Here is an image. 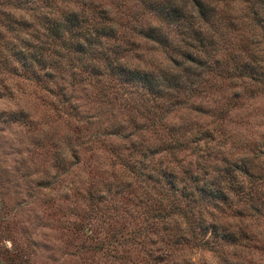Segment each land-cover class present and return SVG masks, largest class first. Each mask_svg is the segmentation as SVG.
<instances>
[{
    "label": "clouds",
    "instance_id": "1",
    "mask_svg": "<svg viewBox=\"0 0 264 264\" xmlns=\"http://www.w3.org/2000/svg\"><path fill=\"white\" fill-rule=\"evenodd\" d=\"M259 9L257 0H0V19H8L0 24V124L13 125L0 135L15 140L28 133L35 144L47 139L70 167L74 154L90 147L81 162L106 156L97 166L110 181L132 175L112 151L128 157L137 149L132 166L157 168L179 202L157 198L161 218L141 238L145 247L136 249L134 264H264ZM113 79L175 99L157 117L137 116L135 128L119 109L105 120L84 97L96 96L97 81ZM69 105L92 113L106 135L80 137L86 119L71 115ZM193 139L195 152L173 159L167 150L173 141ZM210 153L219 158L214 171ZM187 173L194 190L186 189Z\"/></svg>",
    "mask_w": 264,
    "mask_h": 264
},
{
    "label": "rangeland",
    "instance_id": "2",
    "mask_svg": "<svg viewBox=\"0 0 264 264\" xmlns=\"http://www.w3.org/2000/svg\"><path fill=\"white\" fill-rule=\"evenodd\" d=\"M174 39L179 41L178 36ZM156 55L166 63L162 53ZM113 81H97L94 98L85 92V103L99 106L105 120L112 109H119L135 128L137 116L150 119L159 115L160 109L153 107L151 100L142 99L146 95L136 91L128 97L126 88L114 87ZM83 82L82 77L80 83ZM191 88L196 91L195 81ZM187 92V88L179 90L180 94ZM69 108L76 119H86L84 127L78 128L80 137L106 135L92 121V113H82L71 105ZM108 123L111 127L113 122ZM12 128L13 125L0 124V130ZM54 132V128L48 130L49 135ZM192 145L171 151L175 153L173 159L182 157ZM23 151H28V157L18 159ZM87 152H91L90 147L76 152L75 164L70 167L67 158L64 164L59 163L61 157L47 139L35 144L28 133L16 134L15 140L0 135V264H134L136 249L145 247L141 238L161 218L162 206L157 198L177 199L167 192L166 185H158L143 175L107 180L97 166L106 156H89L82 163ZM112 155L119 162L126 160L121 153L112 151ZM124 168L131 173L132 168ZM136 168L152 174L158 170L145 165ZM101 191L107 195H99ZM85 233L91 238L86 239Z\"/></svg>",
    "mask_w": 264,
    "mask_h": 264
},
{
    "label": "trees",
    "instance_id": "3",
    "mask_svg": "<svg viewBox=\"0 0 264 264\" xmlns=\"http://www.w3.org/2000/svg\"><path fill=\"white\" fill-rule=\"evenodd\" d=\"M258 4L260 5V9H259V12L257 13V15H259L260 13H264V0H257ZM14 6H22L20 5L19 3H16ZM0 24H3L5 26H8V19L7 17L3 18V19H0ZM9 30H12L11 28ZM180 39V37L178 36V40ZM114 83L113 86L114 87H125L126 90H125V93H128V97L131 96V94L133 92H136L138 91V95H141L144 94L146 96H142V99L143 100H151V102L153 103V107L156 106L158 109H160V112L161 110L169 103L171 102L172 100L174 101V98L173 97H170V96H157L155 95L154 93H151L147 87H145L143 84L139 83V82H133V83H122L118 80H115L113 81ZM180 89H177V91L179 92ZM132 97H134L132 95ZM161 99V100H159ZM172 99V100H171ZM72 108V107H71ZM74 109V108H73ZM188 143H193L196 144V141L195 139H193L191 142H188V141H183V140H174L173 143L169 146V148L167 149L168 151H173V150H180V146L182 145H187ZM193 145L190 147V151H194L195 152V148L193 147ZM136 153H139L137 149H133L129 154H128V157H125V161H123V159L120 161L121 163H123L124 167H127L128 169L129 168H132L131 169V173L132 175L129 177L131 179H135V175H143L145 176L144 178H149V179H152L154 182H156L158 185L160 184H163V185H166V189H167V192H171V195L172 196H175L174 199H177V201H179V198L176 196V193L172 192L167 181L164 179L163 176L160 175L159 171L157 170V173L156 174H152V172H145V173H142V171L140 169H137L136 166H132L131 163H130V157H134ZM139 155H141V153H139ZM118 157H121L120 155H117ZM124 157V156H123ZM214 156L210 153L208 155V161H209V164H208V168H211L213 171L217 168L220 167V164L219 163H215L213 160H211V158H213ZM146 158V157H145ZM147 159V158H146ZM144 164H139V166H143ZM199 168H201V171L204 172L205 174H207L208 172V168H205L203 166H199ZM137 171V172H136ZM190 176L191 174L188 173L187 174V181H186V189L188 190H194L193 189V183L190 179ZM179 183V181H178ZM162 208H160L161 210ZM132 232V231H131ZM84 237L87 239V238H91L89 236V233H85ZM84 239V238H83Z\"/></svg>",
    "mask_w": 264,
    "mask_h": 264
}]
</instances>
